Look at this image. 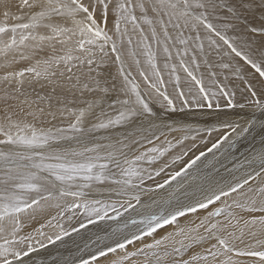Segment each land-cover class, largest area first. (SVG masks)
Instances as JSON below:
<instances>
[{"label": "snow or ice", "instance_id": "1", "mask_svg": "<svg viewBox=\"0 0 264 264\" xmlns=\"http://www.w3.org/2000/svg\"><path fill=\"white\" fill-rule=\"evenodd\" d=\"M201 28L210 49L219 53L226 46L228 62L209 61ZM198 57L209 86L203 72L196 74ZM216 67L240 82L242 102L218 79ZM154 105L165 113L251 112L243 123L193 128L155 123ZM121 128L122 134L95 135ZM220 128L230 131L208 152L231 146L233 135L260 130L261 148L239 165L246 167L242 177L223 185L206 180L188 203L174 193L162 201L143 199L188 176L206 155L200 152L159 182L187 155L158 164L176 144ZM174 132L182 133L175 144L167 139ZM161 136L164 147L155 145ZM128 212L135 217L125 218ZM74 219L79 228L71 226ZM104 220L122 225L97 236L88 258L72 264H264V0H0V264H44L33 254ZM30 222L39 227L25 233ZM130 225L135 230L125 231ZM168 226L172 230L157 237ZM146 237L151 242H143ZM137 242L141 246L129 251Z\"/></svg>", "mask_w": 264, "mask_h": 264}, {"label": "rangeland", "instance_id": "2", "mask_svg": "<svg viewBox=\"0 0 264 264\" xmlns=\"http://www.w3.org/2000/svg\"><path fill=\"white\" fill-rule=\"evenodd\" d=\"M146 31H147V29H146ZM171 31V30H170ZM173 35H174V33H173ZM185 35L187 36V35H189V33H185ZM191 35H193L194 36V33H191ZM204 36L206 37L207 36V33H206V31H204ZM205 37H204V39H205ZM220 41H218V43H219ZM134 43H135V39H134ZM220 43H222V42H220ZM179 47V46H178ZM125 48H126V50H125V58L128 60H126L127 62H129L128 63V65H131L132 64V62L130 61V59L131 58H129L128 56H127V46H125ZM205 53L207 54V58L209 59V61L210 62H212L214 65H218V64H220V63H223V62H228L229 61V57H226V56H220L218 59H215V58H213V56H215V55H218V54H220V52L219 53H217V51L216 50H210V51H206V48H205ZM211 54H213V55H211ZM221 55V54H220ZM143 57H141V60L143 61ZM198 59H200L201 60V69H200V71L199 72H197L196 74L199 76L202 72L204 73V75H205V85L206 86H209V80H208V78H207V72H206V69H205V66L203 65V63H202V58H200V57H198ZM234 59H236V61L237 62H235L234 61ZM234 61V62H233ZM131 62V63H130ZM159 63H160V65H161V67L163 66V62H164V60H163V56L162 55H160V57H159V61H158ZM231 62L233 63V64H237V63H242V62H240L239 61V58H232L231 59ZM133 65V64H132ZM132 65H131V70H132V74L134 75V77L136 78V79H138L139 78V75H137L138 74V72L136 71V69L134 68L135 66H133L132 67ZM116 69H117V66H116ZM134 69V70H133ZM214 70L216 71V68H214ZM222 70V72H223V70L224 69H221ZM134 71H135V73H134ZM229 71V70H228ZM227 70L226 71H224L223 72V76H224V74L226 75V76H228V73L230 74V76H228V77H232V75H231V72L229 71L228 72ZM227 72V73H226ZM180 75H181V78H182V85H183V83H184V73L182 72V71H180V73H179ZM137 75V76H136ZM142 79V78H141ZM166 79H167V75H166ZM218 79L220 80V78L218 77ZM235 78L234 77H232L231 78V80H226L225 82H223V80H221V82L222 83H225V84H229V83H227L228 81L230 82V85H229V87L230 88H233L234 90L236 89L238 92H236L237 93V95H236V98H237V100L238 101H241L242 102V97H241V93H240V91H239V87H242V85H240V82L238 81V80H235ZM143 81V80H142ZM141 85H142V87L144 88V87H146V85H144V84H142L141 83ZM169 88H171V86H169ZM170 92L172 91V89L171 90H169ZM115 93H113L112 94V96H113V98L115 97ZM221 102H223V103H225L223 100H221ZM223 105V104H222ZM155 107H159L158 105H156ZM222 108H224V107H222ZM194 110H196L195 108H193ZM189 109H186L185 110V112H187ZM199 110H201V111H207L206 109H199ZM234 110V109H233ZM212 111H216L215 109H213ZM235 111H237V112H241V113H243L242 111H244V113H245V116H246V118L248 117V114L251 112V110L250 109H248V108H245L244 110L242 109H240L239 110V108H236L235 109ZM161 114H159L158 113V115L161 117V116H164V117H168L167 115H169V113H165V112H163V110L161 109ZM170 115H175V113H172V114H170ZM258 115V116H257ZM240 116H243V114H239L238 115V117H240ZM256 116L257 117H259L260 116V113L259 112H257L256 113ZM237 117V118H238ZM236 118V119H237ZM159 119H161V118H159ZM206 118H204V124H199L198 126H196L197 128H204V127H208L209 125H206V124H209L210 122L209 121H206L205 120ZM156 122V121H155ZM244 122V121H243ZM243 122H241V123H243ZM65 123H66V121H65ZM175 123H177V122H175ZM196 127H193V128H196ZM217 127H219V125L217 126ZM228 131H230V130H225V128H220V130L219 131H217V132H213L212 133V135H211V137L207 134V133H201V135L202 136H204V139H199L200 138V136L195 140V141H193V140H191V139H189V140H185L182 144H176V146L174 147V148H172L164 157H162L161 158V161H159L158 162V164H162L163 162H166L165 160H166V158H169L173 153H175V152H177V151H181V150H183L184 152H187V155H183L182 156V160H180L182 163H184L185 162V165H186V163L188 162V161H190L191 159H194L195 157L194 156H197V155H199V153L200 152H205L206 153V155L204 156V157H201V159L199 160V161H197V164H199V165H194L193 166V168H191V169H189L188 170V176H183V177H181L180 178V180L178 181V183L175 185V187L176 188H178V189H180V190H178V191H176V195L179 197V199L181 200V201H183V202H185V203H188V202H190L191 201V199L193 198V195L194 194H192L193 192H190L191 191V189H194V188H198L202 183H204L206 180L207 181H215V182H218L219 184H221V185H223V184H225V183H230V182H232L233 180H234V178H240V177H242L243 176V174H244V172L246 171V167L245 168H240L239 167V165L241 164V163H243L244 162V158H245V156H248L250 153H253L254 151H259L260 150V148H261V143H260V136H261V133H260V130L259 129H256L255 131H253V132H251V133H249V134H245L244 136H242V137H239V138H237V137H235L234 135L233 136H231L230 137V139L231 140H234L235 142L233 143V144H231V146L229 145V143L228 142H225V143H223L219 148H215V149H213L211 152H208V149L209 148H211L212 147V144L213 143H215L218 139H220V137L222 136V135H226V134H228ZM167 133V132H166ZM257 133V134H256ZM157 134H159V133H157ZM172 134V135H171ZM171 134H167V139L168 140H171L174 144L176 143V140L177 139H179L180 137H181V135H182V133H180V132H174V133H171ZM254 134H255V136H254ZM253 135V136H252ZM170 136H173L174 138H169ZM254 137V138H253ZM164 139L165 138H162V136H161V138H160V140H157V142L155 141V143L157 144H162L163 146L162 147H164V144H163V141H164ZM255 141H256V143H255ZM190 142H193V143H190ZM211 144V145H209V144ZM193 144H195V147L193 148L192 147V145ZM208 147H207V146ZM253 145V146H252ZM146 147H148V146H151V145H145ZM166 146V145H165ZM207 147V148H206ZM222 147V148H221ZM206 148V149H205ZM189 149H191V150H189ZM141 150H143V149H141ZM217 151V152H216ZM199 152V153H198ZM196 153H198L197 155H194V154H196ZM208 153V154H207ZM247 153V154H246ZM176 155H178V154H176ZM175 155V156H176ZM194 155V156H193ZM243 155V156H242ZM194 158H193V157ZM209 157H211V158H213L212 160H211V158H209ZM206 159V161L205 162H203L204 160ZM239 160V161H238ZM180 161H177L174 165H171L170 167H168L169 168V170H167L166 172H164V173H162L161 174V176L160 177H162L161 179H159L160 177H157L156 178V180L158 181H161V182H163L162 180L167 176V178H168V176L170 175V173H172L173 171H175L174 169L175 168H177L178 170H180L182 167H184V166H182L181 164V162ZM202 161V162H201ZM199 162V163H198ZM240 162V163H239ZM205 163V164H204ZM169 164H171V161L169 162ZM178 165H180V166H178ZM201 165H202V167H201ZM204 165V166H203ZM206 165H207V167H206ZM178 166V167H177ZM233 166V167H232ZM256 167L258 168V164L256 165ZM198 168L200 169V170H198ZM205 168V169H204ZM194 170V171H193ZM208 170V171H207ZM212 170V171H211ZM198 171H200V172H198ZM191 173H192V175H193V177H195V179H193V177H191L192 175H191ZM202 173V174H201ZM204 173H205V175H204ZM195 174V175H194ZM200 174H201V176H200ZM214 174V175H213ZM205 177H204V176ZM200 177V179H199V177ZM211 177H213V178H211ZM192 179V180H191ZM186 180H188V181H186ZM204 180V181H203ZM194 181V182H193ZM222 181H224V182H222ZM226 181H228V182H226ZM182 182V183H181ZM190 182H192V183H190ZM181 185H183V187H180ZM188 185V186H187ZM192 185V186H191ZM154 186V185H153ZM187 186V187H186ZM190 187V188H189ZM185 188V189H184ZM188 189V190H187ZM189 189H190V191H189ZM186 190V191H185ZM195 191H197V190H195ZM156 192H158V191H156ZM156 192H154V193H156ZM182 192V193H181ZM154 193H151V194H149L150 196L152 195V194H154ZM185 193H187L188 195L186 196L185 195ZM198 194H195V197L197 196ZM148 195H146L145 197H147ZM183 196V197H182ZM144 197V198H145ZM81 217V216H80ZM79 217V218H80ZM133 217V216H132ZM135 217V216H134ZM125 218H127V217H125ZM81 220H84V217H82L81 218ZM116 222V223H115ZM75 224L76 225H78L79 224V222L75 219ZM111 228L113 229V228H116V227H118V226H120V225H122V221H119V222H117V221H111ZM132 228H134L133 226H129V229H125V231H127V230H131V231H133V229ZM241 247H243V245H240ZM50 247L49 246H47V248L46 249H41V250H43V251H46V250H48ZM57 253V252H56ZM59 255H61V254H56V255H54V253L52 252V254H48V255H45V256H43V257H41V259H44V260H47V259H53V261L52 262H54V258L55 257H57V256H59ZM240 259H242V260H247V258H240ZM59 263V262H58ZM60 264H62V263H60Z\"/></svg>", "mask_w": 264, "mask_h": 264}, {"label": "bare ground", "instance_id": "3", "mask_svg": "<svg viewBox=\"0 0 264 264\" xmlns=\"http://www.w3.org/2000/svg\"><path fill=\"white\" fill-rule=\"evenodd\" d=\"M204 29L203 28H201L200 29V34H201V37L202 38H204L205 36H204ZM195 35V34H194ZM207 35H209L208 33H207ZM229 35H231V33H229ZM220 43V42H219ZM204 44H205V48H206V51L208 50V51H210V50H213V49H210L209 47H208V42H207V39L205 38L204 39ZM221 45H222V43H221ZM125 50H126V48H125ZM215 50V49H214ZM225 51H228V49L226 48V46H223L222 45V47H221V50H220V54H218V55H215V56H213V58H215V59H218L220 56H224L223 55V53L225 52ZM211 55H213V54H211ZM126 59V58H125ZM127 60V59H126ZM128 61V60H127ZM130 61H131V59H130ZM234 61L235 62H237L236 61V59H234ZM233 61V62H234ZM132 62V61H131ZM130 62V63H131ZM127 63H129V62H127ZM132 65V64H131ZM134 66V64L132 65V67ZM135 68V67H134ZM131 70V69H130ZM134 70V69H133ZM109 71L113 74V75H116V72H117V69H116V65L115 64H111L110 66H109ZM132 71V70H131ZM224 71H226V70H223V72ZM228 71V70H227ZM216 72H217V75H218V77L220 78V81L221 80H223V82H225L226 80L224 79V77L227 75H225L224 74V76H223V72H222V70H221V68H219V67H216ZM229 72V71H228ZM134 73H135V71H134ZM227 73V72H226ZM138 75V74H137ZM136 75V76H137ZM134 76V75H133ZM228 76H230V74L228 73ZM231 78L232 77H229V79L228 80H231ZM136 81L138 82V83H142V84H144V82L142 81V79L139 77L138 79H136ZM235 81V80H234ZM117 84L119 85V78H117ZM206 82V81H205ZM209 82V81H208ZM227 83H229L228 85H230V82L228 81ZM184 84V83H183ZM145 85V84H144ZM185 86V91L187 90V85H184ZM141 87H142V85H141ZM142 89H143V87H142ZM172 88H169V90H171ZM235 91L236 92H238L236 89H235ZM238 96V95H237ZM221 104H224L223 102H221ZM156 105H154L153 107H154V111L157 113V115H158V113L159 114H161L162 112H161V109L159 108V107H155ZM207 110V109H206ZM240 110V109H239ZM242 110V109H241ZM244 110V109H243ZM251 110V109H250ZM243 113H241V112H237V111H235V109L233 110V109H228V108H222L221 110H216V111H212V110H207V111H201V110H199V109H196V110H194V109H189L187 112H184V113H179V112H177V113H175V115H170V114H172V113H169V115H167L168 117H164V116H159V118H161V119H158V120H156V122L155 123H157V124H159L161 121H163V122H166V123H175V122H177V123H179V124H190V125H192L193 127H196V126H198L199 124H204V118H206L205 120L206 121H209L210 123L209 124H206V125H209L208 127H212V126H218V125H220V123L222 122V121H225V120H235V121H238V122H243L245 119H247L246 118V116H245V113H244V111H242ZM239 114H243V116H240V117H238V115ZM258 116V115H257ZM238 117V118H237ZM237 118V119H236ZM197 128V127H196ZM204 128H207V127H204ZM226 131L227 130H229V129H225ZM124 131H125V129H123V128H121V129H113V130H110V132H104V131H101V132H97V133H95V135L97 136V137H103V136H106V135H109V134H111V135H117V134H122V133H124ZM165 132H167V130L165 129L164 130ZM229 132V131H228ZM171 134V133H170ZM193 134H195V133H193ZM257 134V133H256ZM157 135H159V134H157ZM172 135V134H171ZM250 135V134H249ZM253 136V135H252ZM254 136H255V134H254ZM174 138L173 136H170L169 138ZM211 137V136H210ZM261 137V136H260ZM162 138H165L164 136H162ZM199 139H204V136H200V138ZM157 142V141H156ZM190 143H193V142H190ZM255 143H256V141H255ZM209 144V143H208ZM147 145V144H146ZM155 145L156 146H160V147H162L163 145L162 144H156L155 143ZM209 145H211V144H209ZM152 146V145H151ZM151 146H148V147H151ZM165 146V145H164ZM207 146V145H206ZM253 146V145H252ZM208 147V146H207ZM206 147V148H207ZM205 148V149H206ZM222 148V147H221ZM213 152V151H212ZM217 152V151H216ZM184 153V151L183 150H181V151H177V152H175V153H173L169 158H166V162H170L171 161V158L173 157V156H175L176 154H178V155H182ZM199 153V152H198ZM198 153H196V154H194V155H197ZM208 154V153H207ZM247 154V153H246ZM193 155V156H194ZM192 156V157H193ZM243 156V155H242ZM195 157V156H194ZM193 157V158H194ZM209 158H211V157H209ZM213 158H211V160H212ZM206 161V159L203 161V162H205ZM239 161V160H238ZM181 162V161H180ZM200 162V161H199ZM198 162V163H199ZM202 162V161H201ZM164 163V162H163ZM182 163V162H181ZM240 163V162H239ZM161 164V163H160ZM200 164V163H199ZM199 164H197V165H199ZM205 164V163H204ZM182 166H184L185 167V162L184 163H182L181 164ZM178 166H180V165H178ZM177 166V167H178ZM204 166V165H203ZM201 167H202V165H201ZM206 167H207V165H206ZM233 167V166H232ZM183 168V167H182ZM205 169V168H204ZM167 170H169V168H166L165 169V171L164 172H166ZM175 171H178V169L177 168H175L174 169ZM198 170H200L199 168H198ZM190 171V170H189ZM194 171V170H193ZM208 171V170H207ZM212 171V170H211ZM198 172H200V171H198ZM190 173V172H189ZM202 174V173H201ZM201 174H200V176H201ZM191 175H192V173H191ZM195 175V174H194ZM204 175H205V173H204ZM203 175V176H204ZM214 175V174H213ZM183 177V176H182ZM191 177H193V175L191 176ZM199 177V176H198ZM205 177V176H204ZM162 177H160L159 179H161ZM165 178H167V176L165 177ZM164 178V179H165ZM180 178L181 177H179V178H177V180L176 181H173L172 182V184L170 185V186H166L164 189H161V190H158V192H156V193H154V194H152L151 196L148 194V196L147 197H145V198H143L145 201H147L148 199H149V197H151L152 199H156V200H158V201H162V200H164V199H168L169 198V194L170 193H174L175 194V196L176 197H178L177 195H176V191H177V189L178 188H176L175 187V185L178 183V181L180 180ZM184 178V177H183ZM187 178V177H186ZM211 178H213V177H211ZM188 179V178H187ZM190 179V178H189ZM188 179V180H189ZM199 179H200V177H199ZM188 180H186V181H188ZM192 180V179H191ZM159 181V180H158ZM163 181V180H162ZM204 181V180H203ZM212 181V180H211ZM159 182H161V181H159ZM194 182V181H193ZM222 182H224V181H222ZM226 182H228V181H226ZM149 183H153V182H149ZM182 183V182H181ZM190 183H192V182H190ZM222 184V183H221ZM188 186V185H187ZM186 186V187H187ZM192 186V185H191ZM190 188V187H189ZM185 189V188H184ZM180 190V189H179ZM188 190V189H187ZM195 190H197L196 188H194V189H191V191H190V189H189V191L190 192H193L192 194H198L196 197L198 198V196H199V193L197 192V191H195ZM186 191V190H185ZM182 193V192H181ZM151 194V193H150ZM183 197V196H182ZM51 214L52 215H55L56 214V210L55 209H51ZM110 215H112V213L110 212L109 213ZM204 213L203 212H201V213H199V215H203ZM242 215H244L245 216V218H247L248 217V215H250V214H247V213H241ZM136 214L134 213V212H128V213H125V217H129V216H135ZM256 215H259V213H256ZM195 216H196V214H190L189 215V217H188V219H194L195 218ZM83 216L81 215V217L79 218L80 220H81V218H82ZM111 221L112 220H104V221H97L95 224H89L86 228H81L80 230H79V232H73L70 236H66V237H64L63 238V240H61V241H57L55 244H49L48 246L50 247L48 250H46V251H43V250H40L38 253H35V254H33V256H34V258L35 259H37L38 261L39 260H42L43 262H44V264H60V263H62V264H72V262L74 261V260H76L78 257H80V256H83L85 259H87L88 258V252L89 251H93L94 249H95V247H96V245L95 244H93L92 242L93 241H95L96 240V237L97 236H103L104 234H105V232H111V230H112V228H111ZM45 221H44V219L42 218L41 220H40V223H44ZM64 224H65V226L66 227H70V225H69V222L67 221V219L65 218L63 221H62ZM84 222L86 223V220H84ZM114 222V221H113ZM181 222L183 223L184 222V218H182L181 219ZM116 223V222H115ZM242 221H241V225H242ZM71 226H75V227H77V228H79V224L78 225H76L75 224V219L72 221V224H71ZM36 227H39V223H34V222H30V226L29 227H26L25 229H24V232L25 233H27V232H31L34 228H36ZM133 230H135L134 228H132ZM172 230V228L170 227V226H168V227H165L164 229H161V230H159L158 231V233L156 234L157 235V237L159 236V235H163V234H165L166 232H168V231H171ZM45 231L47 232V233H49V234H55L57 231H58V229H56V228H46L45 229ZM127 231H129V230H127ZM131 231V230H130ZM151 237H146L145 238V240L143 241V242H151ZM89 245V248H85V245ZM141 246V243L140 242H137L134 246H129V251H131L132 249H133V247H140ZM83 250V251H82ZM52 252L54 253V255H56V254H61V255H59V256H57V257H55L54 258V262H52L53 261V259H47V260H44V259H41V257H43V256H45V255H48V254H52ZM57 252V253H56ZM139 260H143V257H139L138 258ZM59 262V263H58ZM101 264H103V259H101Z\"/></svg>", "mask_w": 264, "mask_h": 264}]
</instances>
